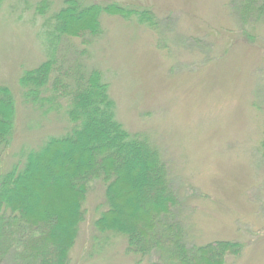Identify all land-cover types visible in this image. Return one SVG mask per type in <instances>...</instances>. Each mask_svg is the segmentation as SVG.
Masks as SVG:
<instances>
[{
    "label": "rangeland",
    "instance_id": "374dc122",
    "mask_svg": "<svg viewBox=\"0 0 264 264\" xmlns=\"http://www.w3.org/2000/svg\"><path fill=\"white\" fill-rule=\"evenodd\" d=\"M64 1L50 0L43 14L37 10L41 0L0 4V81L12 89L19 110L5 168L23 164L47 138L70 127L62 113L44 118L19 98L21 76L47 58L46 31ZM84 2L155 13L156 24L149 26L136 15L103 12L102 36L90 37L86 49L78 38L63 40L58 52L73 54V46L89 51L91 68L101 67L110 83L117 119L161 147L180 200L176 212L181 216L185 201L182 212L195 240H242L246 247L230 264H264V158L257 152L264 136V19L243 23L234 10L240 0ZM251 36L257 45L247 39ZM105 204V186L96 181L70 264L141 258L125 255V238L99 236L94 222ZM3 264L14 263L7 258Z\"/></svg>",
    "mask_w": 264,
    "mask_h": 264
},
{
    "label": "trees",
    "instance_id": "16d2710c",
    "mask_svg": "<svg viewBox=\"0 0 264 264\" xmlns=\"http://www.w3.org/2000/svg\"><path fill=\"white\" fill-rule=\"evenodd\" d=\"M64 3L46 31L47 58L21 76L19 98L44 118L62 113L70 127L10 169L5 159L13 148L19 110L12 89L0 81V264L7 258L14 264H70L96 181L104 184L108 205L94 222L99 236L125 238V255L141 257L124 264H230L231 257L242 255L245 242L195 240L182 212L185 201L181 216L176 212L180 200L161 147L149 134L133 133L117 119L104 71L88 63L94 58L85 46L92 44L90 37L103 34L101 13L136 15L149 26L156 24L155 13L115 2ZM237 4L234 10L243 23L264 19V0ZM49 5L50 0H41L38 12L43 14ZM69 38L82 40L85 49L58 52ZM256 38L247 37L253 45ZM255 107L261 109L258 103ZM257 152L264 158V136Z\"/></svg>",
    "mask_w": 264,
    "mask_h": 264
}]
</instances>
